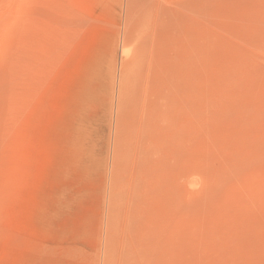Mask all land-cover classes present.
Wrapping results in <instances>:
<instances>
[{
    "label": "rangeland",
    "instance_id": "rangeland-1",
    "mask_svg": "<svg viewBox=\"0 0 264 264\" xmlns=\"http://www.w3.org/2000/svg\"><path fill=\"white\" fill-rule=\"evenodd\" d=\"M0 264H264V0H0Z\"/></svg>",
    "mask_w": 264,
    "mask_h": 264
}]
</instances>
